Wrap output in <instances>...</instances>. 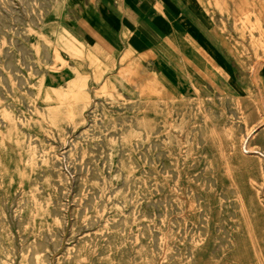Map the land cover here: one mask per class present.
I'll use <instances>...</instances> for the list:
<instances>
[{
    "label": "rangeland",
    "instance_id": "obj_1",
    "mask_svg": "<svg viewBox=\"0 0 264 264\" xmlns=\"http://www.w3.org/2000/svg\"><path fill=\"white\" fill-rule=\"evenodd\" d=\"M8 1L0 0V264H20L23 255L33 264L34 249L30 246L35 237L46 264H75L74 256L85 244L95 245L98 252L91 257L93 264H179L180 257L184 264H193L189 240L194 230L192 215L185 209V222L181 221L178 200L184 199L186 205L194 195L196 201L207 205L202 198L206 194L212 202V223L210 234L204 235L203 207L198 218L202 251L211 253L219 264H235L230 243L236 237L241 239L245 264H264L262 178L255 164L250 178L237 158L231 160L252 224L251 242L236 233L242 216L219 155L221 147L229 151V132L234 142L240 140L246 130L244 118L263 108L264 96L254 85L251 69L264 60V22L254 13L236 17L224 0H196L193 6L186 0ZM127 1L135 9L133 21L122 6ZM258 1L264 10V0ZM178 40L180 44L171 43ZM144 44L163 50L169 68L180 75L193 68L186 62L187 54L204 50L208 59L196 72L220 73L222 90L207 81L204 90L184 82L181 96L167 105L158 97L141 95L117 75L127 52L146 69L157 72L153 59L143 56ZM256 130L250 146L264 152V124Z\"/></svg>",
    "mask_w": 264,
    "mask_h": 264
},
{
    "label": "bare ground",
    "instance_id": "obj_2",
    "mask_svg": "<svg viewBox=\"0 0 264 264\" xmlns=\"http://www.w3.org/2000/svg\"><path fill=\"white\" fill-rule=\"evenodd\" d=\"M8 1V0H7ZM11 1V0H10ZM13 1V0H12ZM23 1V0H22ZM152 2H158L157 0H151ZM187 3H189V5L193 6L196 4V0H186ZM9 2V1H8ZM28 1H26L27 3ZM57 2V1H56ZM12 3V2H11ZM14 3V2H13ZM101 3V2H100ZM225 7L227 8L228 11H230L233 15H236V17H240L241 15H246L248 13H254L257 15V18L258 20H262L264 22V10L263 8L259 5V1L258 0H224V2H222ZM17 4V3H15ZM20 4V3H19ZM23 4V3H22ZM18 5V4H17ZM16 5V6H17ZM28 5V4H27ZM116 5V4H115ZM136 5V4H135ZM11 6V5H10ZM13 6V5H12ZM15 6V5H14ZM52 6V5H51ZM50 6V7H51ZM76 6V5H75ZM3 7V6H2ZM23 7V6H22ZM26 7V5L24 6V8ZM53 7V6H52ZM6 8V7H5ZM12 8V7H10ZM16 8V7H15ZM28 8V7H27ZM21 9V8H20ZM2 10V9H1ZM38 10V9H37ZM47 10V9H46ZM15 11V10H14ZM26 11V10H25ZM28 11V10H27ZM10 12V10H9ZM8 12V13H9ZM13 12V11H12ZM16 12V11H15ZM18 12V11H17ZM34 12V11H33ZM39 12V11H38ZM42 12V11H41ZM14 13V12H13ZM24 13V12H23ZM27 13V12H25ZM40 13V12H39ZM81 13V12H80ZM16 14V13H15ZM28 14V13H27ZM45 14V13H44ZM1 15V13H0ZM25 17V16H24ZM36 17V16H35ZM41 17V16H40ZM64 17V16H63ZM9 18V17H7ZM15 17H13L14 19ZM27 18V17H26ZM216 18V17H215ZM30 19V18H29ZM37 19V18H36ZM41 19V18H40ZM81 19V18H80ZM15 20V19H14ZM22 22V21H21ZM26 22V21H25ZM12 23V22H11ZM83 23V22H82ZM135 23V21H134ZM146 23V22H145ZM22 24V23H21ZM28 24V23H27ZM80 24V23H79ZM86 24V23H85ZM26 25V24H25ZM231 25V24H230ZM34 26V25H33ZM12 27V26H11ZM27 27V26H26ZM25 27V28H26ZM2 28V26H1ZM32 28V27H31ZM80 28V27H79ZM148 28V26H147ZM146 28V29H147ZM3 29V28H2ZM35 31V30H34ZM148 31V30H147ZM74 34V33H73ZM86 34V33H85ZM6 37V36H5ZM11 37V36H10ZM14 38V37H12ZM88 38V37H87ZM11 39V38H10ZM207 41V40H206ZM21 41H19L20 43ZM57 43V42H56ZM171 43H175V44H180V41L178 40L177 42L175 41H172ZM204 44V43H203ZM21 45V44H20ZM205 45V44H204ZM11 47V46H10ZM104 47V46H103ZM143 47V46H142ZM144 47H146V49L144 50V55L145 57L147 56H150L153 61H154V64L156 66V69H157V72H152L148 69H146L143 65L139 64L138 60L135 58L132 57V53L130 52H127L125 53L124 57H123V66H121L120 68V71L118 72V79L123 82L124 84L126 85H129L135 89H137L141 95H145V96H152V97H158L161 99V101L164 103V104H168L169 101H174L176 98L180 97L181 94H182V88L184 87V82H191L192 85L194 86L195 84L200 88V89H205V86H204V83L207 81L209 82L214 88H216L218 91H221L222 90V85H223V79L220 75V73L218 72H215V71H209V72H206V71H203L201 72L200 70H198V73L196 72V68H201L200 66L203 64V61L204 60H207L208 59V56L207 53L204 51V50H200V51H197V52H190L189 54H187V56L185 57L186 59V62L188 65H192L193 68H190V70H187L185 73L186 75L182 74H177V72H173L170 68H169V59L165 56V53H163V50H158V48L156 46H148V45H145L144 44ZM152 47V48H151ZM21 48V47H20ZM6 49V48H5ZM23 49V48H22ZM207 49V48H206ZM7 50V49H6ZM9 50V48H8ZM106 50V49H105ZM18 51V50H17ZM21 51V50H20ZM26 51V50H25ZM27 52V51H26ZM47 52V50L45 51ZM44 52V53H45ZM210 53V52H209ZM26 54H29V53H26ZM49 55V54H48ZM22 56V54H21ZM20 56V57H21ZM50 56V55H49ZM4 57V56H3ZM214 57V56H213ZM25 58V57H24ZM34 58V57H33ZM22 59V58H21ZM31 59V58H30ZM47 59V58H46ZM50 60V59H49ZM225 61V60H224ZM2 62V61H1ZM13 62V60H12ZM18 62V61H17ZM8 63V61L6 62ZM43 63V62H42ZM227 63V62H226ZM233 63V61H232ZM2 64V63H1ZM11 64V63H10ZM22 64V63H21ZM12 65V64H11ZM33 65V64H32ZM31 64L30 66L33 67ZM36 65V64H35ZM47 65V64H46ZM8 66V64H7ZM5 66V67H7ZM15 66V65H14ZM61 66H63L61 64ZM230 66V65H229ZM9 67V66H8ZM153 67V66H152ZM13 68V67H12ZM24 68H25V65H24ZM30 68V67H29ZM58 68V67H57ZM4 69V68H3ZM6 70V68H5ZM11 70V69H10ZM14 70V69H12ZM57 70V69H56ZM193 70V73L190 72ZM226 70V69H225ZM29 71V69H28ZM195 71V72H194ZM14 72V71H13ZM10 73V72H9ZM41 73V72H40ZM62 73V72H60ZM196 73V74H195ZM15 74V73H13ZM23 76V74H21ZM59 75V74H58ZM19 76V75H18ZM28 76V75H27ZM53 76V75H52ZM251 76L253 77V82H254V85L257 87L259 93L264 96V60H259L257 61L256 63L253 64L252 66V69H251ZM14 77V76H12ZM16 77V76H15ZM54 77V76H53ZM234 78V77H233ZM54 79V78H53ZM8 80V79H6ZM14 80V79H13ZM18 80V79H17ZM1 81V80H0ZM9 84V83H8ZM2 85V84H1ZM18 85V84H17ZM33 85V84H32ZM20 86V85H19ZM36 86V85H34ZM6 87V86H5ZM18 87V86H17ZM8 89V88H7ZM57 89V88H56ZM89 89V88H88ZM20 90V89H19ZM21 91V90H20ZM26 91V90H25ZM22 92V91H21ZM64 93V91H63ZM194 93V92H193ZM6 94V93H5ZM28 94V93H27ZM34 94V93H33ZM7 95V94H6ZM9 95V94H8ZM32 96V95H31ZM5 97V96H3ZM7 97V96H6ZM5 97V99H6ZM9 98V97H8ZM125 98V97H124ZM10 99V98H9ZM33 99V98H32ZM97 99V98H96ZM218 99V98H217ZM23 100V99H22ZM24 101V100H23ZM104 102V101H103ZM22 103V102H21ZM211 103V102H210ZM11 104V103H10ZM97 104V103H96ZM105 104V103H104ZM7 105V104H6ZM25 105V104H24ZM24 105H22L24 107ZM101 105V104H100ZM109 105V104H108ZM218 105V104H217ZM231 105V103H230ZM234 105V104H233ZM28 106V105H27ZM63 106V105H61ZM133 106V105H132ZM161 106V105H160ZM229 106V105H228ZM8 107V106H7ZM26 107V106H25ZM76 107V106H75ZM101 107V106H100ZM6 108V107H5ZM10 108V107H9ZM57 108V107H56ZM59 108V107H58ZM79 108H81L79 106ZM84 108V107H83ZM86 108V107H85ZM92 107H90L91 109ZM99 108V107H98ZM130 108V107H129ZM226 108V107H225ZM7 109V108H6ZM195 109V108H194ZM62 110V109H61ZM64 110V109H63ZM62 110V111H63ZM81 110V109H80ZM103 110V109H102ZM186 110V109H185ZM228 110V109H227ZM55 111V110H54ZM66 111V110H65ZM99 111V110H98ZM181 111V110H180ZM231 111V110H230ZM56 112L58 113V111L56 110ZM79 112V110H78ZM95 112V111H94ZM187 112V111H186ZM198 112V111H197ZM81 113V112H80ZM87 113V112H86ZM96 113V112H95ZM175 113V112H174ZM214 113V112H213ZM17 114V113H16ZM15 114V115H16ZM47 114V113H46ZM60 114V113H58ZM76 114V113H75ZM102 114V113H101ZM220 114V112H219ZM21 115V114H20ZM32 115V113H31ZM41 115V114H40ZM80 115V114H79ZM83 115V114H82ZM180 115V114H179ZM18 116V115H17ZM42 116V115H41ZM50 116V115H49ZM58 116V115H56ZM60 118L61 115H59ZM101 116V115H99ZM176 116V115H175ZM182 116V115H181ZM198 116V115H197ZM66 117V116H65ZM103 117V116H102ZM179 117V116H178ZM237 117V116H236ZM20 118V117H19ZM58 118V117H57ZM186 118V117H185ZM201 118V117H200ZM22 119V117H21ZM67 119V118H66ZM69 119V118H68ZM74 119V118H73ZM104 119V118H103ZM239 119V118H238ZM20 120V119H19ZM23 120V119H22ZM79 120V119H78ZM192 120V119H191ZM194 120V118H193ZM1 121V120H0ZM66 121V120H65ZM93 121V120H91ZM135 121V120H134ZM130 122V121H129ZM202 122V120H201ZM23 123V121H22ZM48 123V122H47ZM60 123V122H59ZM74 123V122H73ZM87 123V122H86ZM152 123V122H151ZM229 123V122H228ZM264 124V103H263V108H261L259 111H257L256 113H253L247 117L244 118V125L243 128L246 129L245 130V133L244 135L240 138V140H238L237 142H234V137L232 135V132H229V138L231 140L230 142V146H229V151L228 153L226 151H224V148L221 147L220 148V152H219V155H220V158L222 159V166H223V169H224V172L227 174V176L229 177V187L232 189V193H233V196H234V199H235V202L237 203V206H238V209L240 210V213H241V220H240V225H238L237 227V230H236V233L237 235L240 236V234H242L243 236H245L246 238L250 239L251 242H253V232H252V224L250 222V217H249V212H248V208H247V205L245 203V200H244V192L243 190L238 186L237 184V181L235 180L234 178V175H233V172H232V168H231V160H233L234 158H237L239 160V166L240 168H243L245 170L246 173H248V175L250 176V178L252 177L253 175V164H255V169L258 171L259 175L261 176L262 178V188L264 190V152L261 150V149H258V148H253L250 146V142L252 141V137L254 135V132L257 131L256 128L259 126V125H263ZM2 124V122L0 123ZM58 124V123H57ZM237 124V123H235ZM241 124V123H240ZM252 124V125H251ZM5 125V123L3 124ZM33 125V124H32ZM50 125V124H49ZM68 125V124H67ZM66 125V126H67ZM70 125V124H69ZM120 125V124H119ZM204 125V124H203ZM21 126V125H20ZM65 126V125H64ZM112 126V125H111ZM124 126V125H123ZM136 126V125H134ZM240 126V125H239ZM238 126V127H239ZM33 127V126H32ZM57 127V126H56ZM77 127V126H76ZM127 127V126H126ZM161 127V126H160ZM198 127V126H197ZM4 128V127H3ZM2 128V129H3ZM66 128V127H65ZM79 128V127H78ZM103 128V127H102ZM138 128V127H136ZM61 129V128H60ZM139 129V128H138ZM242 129V128H241ZM243 129V130H244ZM55 130V129H54ZM123 130V129H122ZM51 131V130H50ZM199 131V130H198ZM72 132V131H71ZM92 132V131H91ZM121 132V131H120ZM203 132V131H202ZM209 132V131H208ZM242 132V131H241ZM97 133V132H96ZM117 133V132H115ZM145 133V132H144ZM200 133V132H199ZM43 134V133H42ZM52 134V133H51ZM62 134V133H60ZM100 134V133H99ZM155 134V133H154ZM191 134V132H190ZM28 135V134H27ZM46 135V134H44ZM103 135V134H102ZM144 135V134H143ZM183 135V134H182ZM241 135V134H240ZM29 136V135H28ZM64 136V135H63ZM62 136V137H63ZM106 136V135H105ZM43 137V136H42ZM61 137V138H62ZM70 137H73L72 135ZM102 137V136H101ZM143 137V136H142ZM50 138V137H49ZM65 138V137H64ZM67 138V137H66ZM99 138V137H98ZM103 138V137H102ZM161 138V137H160ZM58 139V138H57ZM91 139V138H90ZM116 139V137H115ZM145 139V138H144ZM155 139V138H154ZM51 140V139H50ZM66 140V139H65ZM57 141V140H56ZM55 141V142H56ZM72 141V140H71ZM87 141V140H86ZM104 141V140H103ZM108 141V140H107ZM117 141H119L120 143V140L117 139ZM159 141V140H158ZM24 142V141H23ZM33 142V141H32ZM154 142V141H153ZM156 142V141H155ZM198 142V141H197ZM205 142V141H204ZM25 143V142H24ZM35 143V142H34ZM39 143V142H38ZM60 143V142H59ZM58 143V144H59ZM68 143V142H67ZM102 143V142H101ZM118 143V142H117ZM65 144V143H64ZM85 144V143H84ZM148 144V143H147ZM161 144V143H160ZM163 144V143H162ZM198 144V143H197ZM82 145V144H81ZM103 145V144H102ZM121 145V144H120ZM119 145V146H120ZM155 145V144H154ZM158 146V144H156ZM61 146V145H60ZM104 146V145H103ZM138 146V145H137ZM147 146V145H146ZM196 146V145H195ZM40 147V146H39ZM105 147V146H104ZM153 147V146H152ZM176 147V146H175ZM54 148V147H53ZM62 148V147H61ZM144 148V147H142ZM151 148V147H150ZM156 148V147H155ZM206 148V147H205ZM204 148V149H205ZM35 149V148H34ZM59 149V148H58ZM75 149V148H74ZM94 149V148H93ZM125 149V148H124ZM111 150V149H110ZM109 150V151H110ZM122 150V149H120ZM147 150V149H145ZM159 150V149H158ZM163 150V149H162ZM178 150V148L176 149ZM196 150V149H195ZM59 151V150H58ZM77 151V150H76ZM203 151V150H202ZM75 152V151H74ZM79 152V151H78ZM101 152V151H100ZM99 152V153H100ZM123 152V151H122ZM161 152V150H160ZM211 152V151H210ZM103 153V152H102ZM70 154V153H69ZM157 154V153H156ZM160 154V153H159ZM178 154V153H177ZM65 155V154H64ZM62 155V156H64ZM73 155V154H72ZM81 155V154H79ZM98 155V154H97ZM108 155V154H107ZM119 155V153H118ZM128 155V154H127ZM137 155V154H136ZM142 155V154H141ZM164 155V154H163ZM176 155V154H174ZM55 156V155H54ZM104 156V155H103ZM124 156V155H123ZM145 156V155H143ZM155 156V155H154ZM75 157V156H74ZM86 157V156H85ZM83 157V158H85ZM128 157V156H127ZM146 157V156H145ZM211 157V156H210ZM253 157V158H252ZM43 158V157H42ZM50 158V157H49ZM54 158V157H53ZM65 158V157H64ZM79 158V157H78ZM81 158V157H80ZM100 158V157H99ZM109 158V157H108ZM118 158V157H117ZM121 158V157H120ZM140 158V157H139ZM143 158V157H142ZM177 158V157H176ZM201 158V156H200ZM44 159H45V156H44ZM63 159V158H61ZM67 159V158H66ZM70 159V158H68ZM74 159V158H72ZM126 159V158H125ZM152 159V158H151ZM175 159V158H174ZM49 160V159H48ZM86 160V158H85ZM90 160V158H89ZM97 160V159H96ZM102 160V159H101ZM127 160V159H126ZM125 160V161H126ZM135 160V159H133ZM143 160V159H142ZM157 160V159H156ZM176 160V159H175ZM51 161V160H50ZM141 161V159H140ZM155 161V160H154ZM166 161V160H165ZM181 161V160H180ZM55 162V161H53ZM57 162V161H56ZM75 162V161H74ZM83 162V161H82ZM92 162V161H91ZM95 162V160H94ZM109 162V161H108ZM147 162V161H146ZM179 162V161H178ZM61 163V162H60ZM73 163V162H71ZM93 163V162H92ZM91 163V164H92ZM120 163V162H119ZM136 163V162H135ZM145 163V162H144ZM31 164V163H30ZM90 164V163H89ZM95 164V163H94ZM93 164V165H94ZM99 164V163H98ZM106 164V162H105ZM194 164V163H193ZM192 164V165H193ZM207 164V162H206ZM75 165V164H74ZM87 165V164H86ZM122 165V164H121ZM170 165V164H169ZM209 165V164H208ZM215 165V164H214ZM54 166V165H52ZM60 166V164H59ZM99 166V165H98ZM102 166V164H101ZM106 166H109V165H106ZM151 166V165H150ZM158 166V165H157ZM160 166V165H159ZM164 166V165H163ZM179 166V164H178ZM204 166V165H203ZM217 166V164H216ZM67 167V166H66ZM71 167V166H70ZM95 167V166H94ZM110 167V166H109ZM129 167V166H128ZM140 167V166H139ZM142 167V166H141ZM165 167V166H164ZM59 168V167H58ZM65 168V167H64ZM135 168V167H133ZM162 168V167H161ZM52 169V168H51ZM67 169V168H66ZM74 169V168H73ZM82 169V168H81ZM96 169V168H95ZM125 169V168H124ZM131 169V167H130ZM57 170V169H56ZM71 170V169H70ZM89 170V169H88ZM94 170V169H92ZM171 170V169H170ZM169 170V171H170ZM210 170H212L210 168ZM49 171V170H48ZM51 171V170H50ZM61 171V170H60ZM59 171V172H60ZM68 171V170H67ZM82 171V170H81ZM85 171V169H84ZM104 171V170H103ZM128 171V170H127ZM126 171V172H127ZM137 171V170H136ZM153 171V170H152ZM222 171V170H221ZM5 172V171H4ZM35 172V171H34ZM44 172V171H42ZM69 172V171H68ZM76 172V171H75ZM80 172V171H79ZM92 172V171H91ZM123 172V171H122ZM129 172V171H128ZM134 172V171H132ZM171 172V171H170ZM45 173V172H44ZM55 173V172H52V174ZM71 173V172H70ZM68 173V176L69 174ZM74 173V172H73ZM102 173V172H101ZM156 173V172H155ZM176 173V172H175ZM2 174V173H1ZM57 174V173H56ZM55 174V175H56ZM90 174V173H89ZM54 175V176H55ZM72 175V174H71ZM81 175V174H80ZM99 175V174H97ZM106 175V174H105ZM110 175V174H109ZM151 175V174H150ZM174 175V174H173ZM8 176V175H6ZM5 176V177H6ZM75 176V174H74ZM82 176V175H81ZM84 176V175H83ZM86 176V174H85ZM93 176V175H92ZM124 176V175H123ZM127 176V175H126ZM131 176V175H130ZM158 176V175H157ZM203 176V175H202ZM41 177V176H40ZM43 177V176H42ZM77 177V175H76ZM95 177V176H94ZM100 177V176H99ZM129 177V176H128ZM145 177V176H144ZM211 177V176H209ZM67 178V177H66ZM71 178V177H70ZM73 178V177H72ZM79 178V177H78ZM81 178V177H80ZM123 178V177H122ZM177 178V176H176ZM55 179V178H53ZM68 179V178H67ZM77 179V178H76ZM125 179V178H124ZM154 179V178H152ZM205 179H207L205 177ZM40 180V179H39ZM84 180H86L84 178ZM100 180V179H99ZM114 180V179H113ZM129 180V179H128ZM127 180V181H128ZM139 180V179H138ZM213 180V179H212ZM253 180V179H252ZM52 180H50L51 182ZM57 181V180H56ZM61 181V180H60ZM73 181V180H72ZM153 181V180H152ZM1 182V181H0ZM85 182V181H84ZM87 182V181H86ZM121 182V181H120ZM130 182V180L128 181ZM139 182V181H138ZM147 182V181H146ZM32 183V182H31ZM69 183V182H68ZM141 183V182H140ZM144 183V182H143ZM142 183V184H143ZM40 184V183H39ZM60 184V182H59ZM66 184V183H65ZM83 184V183H82ZM86 184V183H85ZM121 184V183H120ZM138 184V183H137ZM216 184V183H215ZM61 185V184H60ZM39 186V185H38ZM109 186V185H108ZM132 186V184H131ZM137 186V185H136ZM160 186V185H159ZM157 186V187H159ZM173 186V185H172ZM42 187V186H41ZM58 187V186H57ZM91 187V186H90ZM107 187V185H106ZM139 187V186H138ZM149 187V186H148ZM177 187V186H176ZM223 187V186H222ZM40 188V187H38ZM72 188V187H71ZM92 188V187H91ZM144 188V187H143ZM150 188V187H149ZM160 188V187H159ZM189 188V187H188ZM205 188V187H204ZM209 188V187H208ZM212 188V186L210 187V189ZM255 188V187H254ZM52 189V188H51ZM114 189V188H113ZM128 189V188H127ZM138 189V188H137ZM140 189V188H139ZM146 189V187L144 188ZM154 189V188H153ZM152 189V191H153ZM176 189V188H175ZM223 189V188H222ZM49 190V189H48ZM57 190V189H56ZM74 190V189H73ZM94 190V189H93ZM141 190V189H140ZM179 190V189H178ZM207 190V189H206ZM21 191V190H20ZM71 191V190H70ZM82 191V189L80 190ZM85 191V189H84ZM134 191V190H133ZM143 191V190H142ZM145 191V190H144ZM148 191V190H147ZM158 191V190H157ZM163 191V190H162ZM195 191V190H194ZM262 191V189H261ZM30 191H28L29 193ZM51 192V190H50ZM83 192V191H82ZM81 192V193H82ZM114 192V191H113ZM211 192V191H210ZM214 192V190H212V193ZM4 193V192H3ZM35 193V192H33ZM66 193V192H65ZM89 193V192H88ZM99 193V192H98ZM133 193V192H132ZM231 193V194H232ZM263 193V191H262ZM42 194V193H41ZM85 194V193H84ZM94 194V193H93ZM130 194V193H129ZM141 194V193H140ZM223 194V193H222ZM221 194V195H222ZM2 195V194H1ZM38 195V194H37ZM49 195V194H47ZM69 195V194H68ZM92 195V194H91ZM112 195V194H111ZM134 195V194H133ZM170 195V194H168ZM226 195V194H225ZM50 196V195H49ZM48 196V197H49ZM87 196V194H86ZM104 196V195H103ZM136 196V195H135ZM141 196V195H140ZM150 196V195H148ZM153 196V195H152ZM188 196V195H187ZM24 197V196H23ZM41 197V196H40ZM39 197V198H40ZM56 197V196H55ZM59 197V196H58ZM72 197V196H71ZM84 197V196H83ZM130 197V196H129ZM142 197H143V194H142ZM170 197V196H169ZM202 196L200 195V198ZM209 195L206 194L205 197H202V198H205V201L207 200L208 204L207 205H203L201 202L199 201H196L195 198H194V195L193 196H190L189 197V202L184 205V199H179L178 200V207H179V212H180V219L181 221L185 222V218L186 216L183 215V211L185 209H187L191 215H192V233L190 235V248H191V255L193 258V264H219L218 262L214 261L213 258L214 256L211 254V253H205L204 250L202 251V248H201V245L203 243V237L201 235V231H200V226H199V222H198V218L199 216V211L204 207V211L203 212V218H204V230L206 233H204V235H209L210 234V231H211V223H212V202H210V200L208 199ZM213 197V196H212ZM259 197V196H258ZM10 198V196H9ZM14 198V196H13ZM19 198V197H18ZM21 198V197H20ZM42 198V197H41ZM63 198V197H62ZM87 198V197H86ZM85 198V199H86ZM7 199V198H6ZM15 199V198H14ZM17 199V198H16ZM59 199V198H57ZM71 199V198H70ZM139 199V197H138ZM151 199V198H150ZM159 199V198H158ZM168 199V198H167ZM228 199V197H227ZM259 199V198H258ZM26 200V199H25ZM32 200V199H31ZM36 200V199H35ZM38 200V199H37ZM68 200V199H67ZM80 200V199H79ZM142 200V199H140ZM146 200V199H145ZM152 200V199H151ZM263 200V199H262ZM3 201V200H2ZM12 201V200H11ZM16 201V200H15ZM54 201V200H53ZM57 201V200H56ZM81 201V200H80ZM88 201V200H87ZM150 201V200H149ZM162 201V200H161ZM169 201H171V199H169ZM14 202V201H13ZM59 202V201H58ZM75 202V201H74ZM99 202H101V200H99ZM114 202V201H113ZM117 202V201H116ZM136 202V201H135ZM142 202V201H141ZM234 202V201H232ZM22 203V202H21ZM27 203V202H26ZM33 203V202H32ZM112 203V202H111ZM144 203V202H143ZM149 203V202H148ZM154 203V202H153ZM157 203V202H156ZM166 203V202H165ZM174 203V202H173ZM4 204V203H3ZM15 204V203H14ZM53 204V203H52ZM57 204V203H56ZM75 204V203H74ZM80 204V203H79ZM94 204V203H93ZM108 204V203H107ZM142 204V203H141ZM169 204V203H168ZM167 204V205H168ZM235 204V203H234ZM233 204V205H234ZM16 205V204H15ZM23 205V204H22ZM64 205V204H63ZM90 205V204H89ZM121 205V204H120ZM139 205V204H138ZM149 205V204H148ZM175 205V203L173 204ZM232 205V204H230ZM263 205V204H262ZM3 206V205H2ZM17 206V205H16ZM26 206V205H25ZM71 206V205H70ZM77 206V204H76ZM141 206V205H140ZM146 206V204L144 205ZM166 206V205H165ZM235 206V205H234ZM18 207V206H17ZM16 207V208H17ZM46 207V206H45ZM67 207V206H66ZM79 207V206H78ZM92 207V206H91ZM150 207V206H149ZM155 207V206H154ZM157 207V206H156ZM164 207V205H163ZM170 207V206H169ZM2 208V207H1ZM4 208V206H3ZM9 208V206H8ZM26 208V207H25ZM71 208V207H70ZM76 208V207H74ZM82 208V207H81ZM130 208V207H129ZM132 208V207H131ZM134 208V207H133ZM151 208V207H150ZM223 208V207H222ZM226 208V207H225ZM232 208H235V207H232ZM6 209V208H5ZM43 209V208H42ZM147 209V207H146ZM156 209V208H155ZM174 209V208H173ZM149 210V208H148ZM165 210V209H164ZM23 211V210H21ZM59 211V210H58ZM56 211V212H58ZM74 211V210H73ZM76 211V210H75ZM80 211V210H79ZM103 211V210H101ZM174 211V210H173ZM223 211V209L221 210ZM12 212V211H11ZM24 212V211H23ZM40 212V211H39ZM161 212V211H160ZM172 212V211H171ZM175 212V211H174ZM173 212V213H174ZM2 213V212H0ZM59 213V212H58ZM73 213V212H72ZM93 213V212H92ZM95 213V211H94ZM97 213V212H96ZM99 213V212H98ZM132 213V212H131ZM137 213V212H136ZM163 213V211H162ZM234 213V212H233ZM152 214V213H151ZM154 214V213H153ZM231 214V213H230ZM10 215V214H9ZM8 215V216H9ZM32 215V213H31ZM142 215V214H141ZM6 216V215H5ZM13 216V215H12ZM20 216V215H19ZM62 216V214H61ZM232 216V215H231ZM2 217V216H1ZM18 217V216H17ZM17 217H14V218H17ZM28 217V216H27ZM32 217V216H31ZM64 217V216H63ZM87 217V216H86ZM177 217V216H176ZM228 217V216H227ZM46 218V217H45ZM84 218V217H83ZM202 218V219H203ZM224 218V217H223ZM12 219V218H10ZM19 219V218H18ZM26 219V218H25ZM51 219V218H50ZM49 219V220H50ZM98 219V218H97ZM130 219V218H129ZM201 219V218H200ZM14 220V219H13ZM63 220V219H62ZM61 220V221H62ZM77 220V219H76ZM111 220V219H110ZM132 220V219H131ZM177 220V219H176ZM52 222V220H50ZM66 221V220H65ZM78 221V220H77ZM169 221V220H168ZM172 221V220H171ZM180 221V222H181ZM203 221V220H202ZM229 221V219H228ZM6 222V220H5ZM11 222V221H10ZM47 222V221H46ZM74 222H75V219H74ZM94 222V221H93ZM108 222V221H107ZM161 222V221H160ZM175 222V221H174ZM65 223V222H64ZM73 223V222H71ZM86 223V222H85ZM90 223V222H89ZM97 223V222H96ZM103 223V222H102ZM113 224L115 222H112ZM120 223V222H119ZM123 223V222H122ZM127 223V222H126ZM157 223V222H156ZM224 223V222H223ZM226 223V222H225ZM232 223V222H231ZM1 224V223H0ZM66 224V223H65ZM84 224V223H83ZM161 224V223H160ZM176 224V223H175ZM229 224V223H228ZM238 224V223H237ZM236 224V225H237ZM2 225V224H1ZM16 225V224H15ZM76 225V224H75ZM78 225V223H77ZM76 225V226H77ZM90 225V224H89ZM93 225V224H92ZM138 225V223H137ZM234 225V223H233ZM4 226V225H3ZM10 226V225H9ZM50 226V225H49ZM115 226V225H114ZM121 226V225H120ZM23 227V226H21ZM30 227V226H29ZM66 227V226H65ZM84 227V226H83ZM116 227V226H115ZM151 227V226H150ZM179 227V226H178ZM203 227V226H202ZM222 227V226H221ZM240 227L243 228L242 230H240ZM8 228V227H7ZM154 228V227H153ZM173 228V226H172ZM187 228V227H186ZM223 228V227H222ZM32 229V228H31ZM47 229V228H46ZM58 229V228H57ZM123 229V228H122ZM132 229V228H131ZM148 229V228H147ZM176 229V228H175ZM191 229V228H190ZM20 230V228H19ZM55 230V229H54ZM64 229H62L63 231ZM94 230V229H93ZM108 230V229H107ZM120 230V229H119ZM143 230V229H142ZM146 230V229H145ZM143 230V231H145ZM217 230V229H216ZM9 231V229H8ZM22 231V230H20ZM34 231V230H33ZM32 231V232H33ZM40 231H43V230H40ZM53 231V230H52ZM61 231V230H60ZM78 231V230H77ZM223 231V230H222ZM227 231V230H226ZM243 231V233H242ZM16 232V231H15ZM47 232V231H46ZM45 232V233H46ZM54 232V231H53ZM88 232V231H87ZM104 232V231H103ZM115 232V231H114ZM183 232V231H182ZM186 232V231H185ZM190 232V231H188ZM217 232V231H216ZM12 233V232H11ZM39 233V232H38ZM58 233V232H57ZM78 233V232H77ZM86 233V232H85ZM105 233H108L107 231ZM147 233V232H146ZM156 233V232H155ZM36 234V233H35ZM55 234V232H54ZM76 234V233H75ZM112 234V233H111ZM186 234V233H185ZM224 234V233H223ZM38 235V234H37ZM44 235V234H43ZM51 235V233H50ZM72 235V234H71ZM101 235H104L103 233ZM241 235V236H242ZM10 236V235H9ZM12 236V235H11ZM10 236V237H11ZM21 236V235H20ZM18 236V237H20ZM48 236V235H47ZM61 236V235H60ZM73 236V235H72ZM82 236V234H81ZM88 236V235H87ZM96 236V235H95ZM110 236V234H109ZM141 236V235H140ZM149 236V235H147ZM189 236V235H187ZM32 237V236H31ZM43 237V236H42ZM75 237V236H74ZM97 237V236H96ZM122 237V236H121ZM127 237V236H126ZM230 237V236H229ZM1 238V237H0ZM41 238V237H40ZM39 238V239H40ZM71 238V237H70ZM132 238V237H130ZM142 238V237H141ZM12 239V238H11ZM16 239V238H15ZM20 239V238H19ZM68 239V238H67ZM74 239V238H73ZM83 239V238H81ZM80 239V240H81ZM90 239V238H89ZM95 239V238H94ZM118 239V238H117ZM139 239V238H138ZM185 239V236L183 237V240ZM222 239V238H221ZM220 239V241H221ZM226 239V238H225ZM224 239V240H225ZM13 240V239H12ZM26 240V239H25ZM48 240V239H47ZM51 240V238H50ZM96 240V239H95ZM107 240V239H106ZM121 240V238H120ZM183 240L181 241L183 243ZM3 241V240H2ZM7 241V240H6ZM17 241V240H16ZM40 241V240H39ZM55 241V240H54ZM67 241V240H66ZM91 241V240H90ZM127 241V240H126ZM139 241V240H138ZM180 241V240H179ZM227 241H230V240H227ZM44 242V241H43ZM76 242H79V239L78 241ZM101 242V240H100ZM99 242V243H100ZM113 242V241H112ZM130 242V241H129ZM133 242V241H132ZM135 242V241H134ZM153 242V240H152ZM49 243V242H48ZM53 243V242H52ZM67 243V242H66ZM97 243V242H96ZM95 243V244H96ZM108 243V241H107ZM118 243V242H116ZM120 243V242H119ZM124 243V242H123ZM230 243V242H229ZM240 243H241V239H238L235 237V238H232L231 239V243L232 244V247H233V261L235 264H245L244 263V260H243V254H242V250H241V247L239 248L240 246ZM8 244V242H7ZM127 244V243H126ZM125 244V245H126ZM132 244V243H130ZM149 244V243H147ZM219 244V243H218ZM15 245V244H14ZM25 245V244H24ZM46 245V244H45ZM52 245V244H51ZM77 245V244H76ZM75 245V247H76ZM125 245H122L125 247ZM139 245V243H138ZM2 246V245H1ZM21 246V245H19ZM29 246V245H27ZM68 246V245H67ZM72 246V245H71ZM94 247H90L88 244H85L84 247H82L80 250H78L76 256H74L75 258V264H93L92 261H93V258L92 255H97V251L95 249V245H93ZM104 246V244H103ZM102 246V247H103ZM119 246V245H118ZM188 246V245H187ZM186 246V247H187ZM218 246V245H217ZM228 246V245H227ZM231 246V245H230ZM252 246V245H251ZM31 248L33 247L34 249V263L33 264H46L45 263V260L42 258V252L38 250V247H37V239L36 237L33 239V242H32V246H30ZM50 247V246H49ZM73 247V246H72ZM101 247V248H102ZM117 247V246H116ZM127 247V246H126ZM135 247V246H134ZM154 247H157V246H154ZM189 247V246H188ZM253 247V246H252ZM16 248V247H15ZM22 248V247H20ZM77 248V247H76ZM80 248V247H78ZM104 248V247H103ZM110 248V247H109ZM220 248V246L218 247ZM230 248V247H229ZM30 249V248H29ZM75 249V248H74ZM73 249V250H74ZM124 250V248H122ZM127 249V248H126ZM130 249V248H129ZM153 249V248H152ZM221 249V248H220ZM7 250V249H6ZM14 249H12L13 251ZM17 250V249H16ZM58 250V249H57ZM72 250V251H73ZM111 250V249H110ZM113 250V249H112ZM117 250V249H116ZM160 250V249H159ZM183 250V248H181V251ZM253 250H254V247H253ZM4 251V250H3ZM65 251V250H64ZM102 251V250H101ZM130 251V250H129ZM134 251V250H133ZM143 251V250H142ZM149 251L151 252V250L149 249ZM162 251V250H161ZM178 251V250H177ZM217 251V250H216ZM215 249H214V252H216ZM7 252V251H6ZM31 252V251H30ZM71 252V251H69ZM75 252V251H73ZM97 252V253H96ZM118 252V251H117ZM127 252V251H126ZM17 253V252H16ZM67 253V252H66ZM107 253V252H106ZM120 253V252H119ZM157 253V252H156ZM179 253V252H178ZM189 253V252H188ZM222 252L220 251V254ZM65 254V253H64ZM72 254V253H71ZM105 254V253H104ZM136 254V253H134ZM148 254V253H147ZM159 254V253H158ZM2 255V254H1ZM0 255V256H1ZM6 255V254H5ZM14 255V254H13ZM21 254H19L20 256ZM124 255H127L124 253ZM140 255V254H139ZM155 255V254H154ZM169 255V253H168ZM182 256V253L179 254ZM208 256V258L206 260H204V257L205 256ZM44 256V255H43ZM7 257V256H6ZM21 257V256H20ZM121 257V256H120ZM126 257V256H125ZM136 257V256H135ZM133 257V258H135ZM173 257V256H172ZM3 258H5V256H3ZM28 258V257H27ZM31 258V257H30ZM63 258V257H62ZM70 258V257H69ZM96 258V257H95ZM109 258H110V255H109ZM127 258V257H126ZM140 258V257H139ZM154 258V257H153ZM158 258V257H156ZM155 258V259H156ZM262 258V257H261ZM8 259V258H7ZM64 259V258H63ZM62 259V260H63ZM71 259V258H70ZM98 259V258H97ZM105 259V258H104ZM103 259V260H104ZM113 259V257H112ZM138 259V257H137ZM190 259V258H189ZM107 260V259H106ZM168 260V259H167ZM176 260V259H175ZM184 260V258H183ZM20 264H26L27 263V259L26 257L23 255L22 256V260H20ZM97 261V260H96ZM122 261V260H121ZM126 261V260H125ZM14 262V261H13ZM65 262V261H64ZM70 262V260H69ZM68 262V263H69ZM73 262V261H72ZM115 262V261H114ZM124 262V261H123ZM50 263V262H49ZM66 263V262H65ZM106 263V262H105ZM129 263V262H128ZM127 263V264H128ZM179 264H184L183 261H182V257H180L179 259ZM3 264V262H2ZM28 264V263H27ZM98 264V263H97ZM101 264V263H100ZM109 264V263H107ZM164 264H165V261H164ZM261 264V263H260Z\"/></svg>",
    "mask_w": 264,
    "mask_h": 264
},
{
    "label": "crops",
    "instance_id": "obj_3",
    "mask_svg": "<svg viewBox=\"0 0 264 264\" xmlns=\"http://www.w3.org/2000/svg\"><path fill=\"white\" fill-rule=\"evenodd\" d=\"M149 1L152 2L151 0H149ZM122 6H123V9H125V12H127L128 18H130V20L133 21V18H134L133 17V14H134L135 9L132 6V3H130L129 1H127V2L122 3Z\"/></svg>",
    "mask_w": 264,
    "mask_h": 264
}]
</instances>
